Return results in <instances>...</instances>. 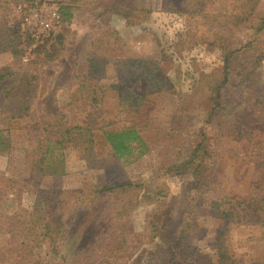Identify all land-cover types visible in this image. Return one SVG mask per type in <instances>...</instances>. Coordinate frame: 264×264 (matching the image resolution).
Wrapping results in <instances>:
<instances>
[{
	"label": "rangeland",
	"instance_id": "rangeland-1",
	"mask_svg": "<svg viewBox=\"0 0 264 264\" xmlns=\"http://www.w3.org/2000/svg\"><path fill=\"white\" fill-rule=\"evenodd\" d=\"M61 3L73 7L74 19L68 25L55 17ZM237 15L243 20L233 27L229 19ZM0 29L13 36V48L0 54V72L7 75L3 84L7 87L0 86V129L7 100L29 106L30 115L12 129L11 149L6 151L8 155L0 156V213L16 216L18 227L26 225L24 233L0 231V264H32L46 254L50 256L51 241L43 239L42 228L60 218L65 230L54 240L69 264H166L161 259L168 248L162 232L156 229L157 218L177 214L193 203L194 195L201 197L191 174L167 173L168 162L187 155L173 151L172 141L195 142L191 136L196 115L210 109V99L217 93L211 76L221 67L226 48L255 42V59L264 53V0H0ZM57 35L65 37L64 50ZM117 40L129 47L134 58L164 61L176 92L150 95L145 83L136 80L124 86L108 66L99 80L108 87L104 107L87 106L77 91L87 52L95 41ZM252 74L254 83L263 85L264 63ZM35 88L37 96L32 101ZM122 92L145 96L152 104L144 114L125 113L119 106ZM61 117L69 126L87 123L93 127L97 158H107V168L88 169L82 143L63 138L65 122ZM132 127L150 153L140 158L143 150L135 151L131 164L108 158L112 152L103 131ZM210 129L215 154L211 177L218 184L208 196L201 197L204 201L198 198L194 204L195 210L200 209L196 211L202 230L196 264H261L264 215L235 209L241 220L232 222L235 225L227 239V247L235 255L233 263L216 246L222 222L204 216L210 217L205 210L210 200L228 196L243 201L253 193V186L264 180V127L249 139L227 137L216 126ZM42 141L50 143L55 154L63 155L65 163L52 164L44 174L36 175L33 152ZM257 143L262 145L261 158ZM118 182L143 185L147 191L122 189L117 205L134 203L121 221L124 236L132 241L125 250L101 260L97 253L88 252L93 244L88 243L83 230L87 206L73 207L67 213L55 208L48 215L45 193L48 189L84 190ZM146 192L156 201L143 203ZM111 234L118 237L116 232ZM168 254V264H175L171 263L175 253Z\"/></svg>",
	"mask_w": 264,
	"mask_h": 264
},
{
	"label": "trees",
	"instance_id": "trees-1",
	"mask_svg": "<svg viewBox=\"0 0 264 264\" xmlns=\"http://www.w3.org/2000/svg\"><path fill=\"white\" fill-rule=\"evenodd\" d=\"M58 14L60 23L63 25L70 24L74 19L73 7L65 3L59 4ZM243 18L240 15L233 16L229 19L231 25L237 26ZM229 24V23H227ZM224 36V34H223ZM13 36L8 35L0 29V54L6 53L13 48ZM57 42L61 50L65 49V37L63 35L56 36ZM223 37L222 42H224ZM42 47L38 48L40 52ZM255 42L249 43L241 48H226L222 59L221 67L211 76L212 81L217 85V93L210 99V109L204 114L202 111L197 113V124L192 129V136L196 140L191 145L181 140H174L171 149L177 150L182 156L184 152L187 155L177 162L167 163V173L174 175L178 173H189L196 179L197 188L201 191V197L208 196L213 191L218 181L211 177L212 165L215 163V154L210 145V126H216L227 137H237L240 139H249L259 133L261 127H264V84L257 85L252 79V71L256 67H260L264 63V53L255 59L256 54ZM165 59V57H164ZM255 59V60H254ZM254 60V61H253ZM167 59L165 60V62ZM164 61L134 58L131 55L129 47L116 41L113 43H105L95 41L91 44L87 52L84 65L85 73L78 77L79 81V97L84 99L92 109H101L104 107L108 95V87L99 80L104 70L109 66L115 72L119 84L127 85L130 81H140L145 83L150 95L173 94L175 88L173 83L167 76V72L163 66ZM37 82V77L33 78ZM7 80V75L0 72V86H3ZM7 86H3V89ZM175 95V94H174ZM37 96V88L34 89L32 101ZM182 98V97H181ZM76 100H79L76 98ZM120 107L125 113L135 115L144 114L146 107L152 102L145 96L137 93H120ZM183 99L180 100L182 102ZM2 115L3 126L0 129V156L8 155L11 149V132L18 122L30 118L29 106L21 103H12L7 100L4 102ZM13 104V105H12ZM29 104V103H28ZM65 122V117H61ZM65 122L63 126V138L68 141H78L83 145L85 161L89 170L98 171L107 168V158H97L96 141L94 129L90 124H81L77 126H69ZM106 144L110 149V157L115 160H123L124 163L131 164L135 160L134 152L140 149V158L143 154H149L145 141L139 132L134 128H123L119 131H103ZM188 145L184 150V146ZM258 145V156L263 157L262 145ZM52 145L47 142H40L33 152V164L36 175L38 172L44 174L46 168H50L52 164L60 162L63 166L65 161L63 155L55 154L52 151ZM8 151V153H6ZM139 158V159H140ZM138 159V160H139ZM137 160V159H136ZM263 161V160H261ZM263 167L264 164L262 163ZM63 170V168H61ZM53 177V176H52ZM38 179V176H37ZM42 177L39 178L41 180ZM264 179V178H263ZM253 193L245 200L238 198L224 197L210 200L205 206L210 219H216L222 222L220 227V235L216 239V246L220 253L233 263L234 254L230 253L227 247V239L229 240L232 230L233 221L241 220L240 215L235 213V209L244 208L250 212L264 215V180L258 185H254ZM122 189H137L142 192L147 191L143 185H135L133 183H110L107 185H98L89 187L88 189H72L71 191H48L45 193L48 203L47 213L50 215L55 208L61 212L71 210L73 207L85 205L88 208L84 232L89 238L88 243L93 244V249L88 252L97 253L99 259L111 258L115 252L125 250L129 240L124 236V226L121 223L126 219L133 204L119 206V194ZM199 196L192 198L193 203L189 207L180 208L178 213L174 215H160L156 220V229L162 232L166 244L167 251L175 253L171 263L175 264H196L198 253L200 251L199 243H201V224L197 211L194 209ZM142 202L152 200L156 201L147 192L143 195ZM202 201L205 199L201 198ZM207 215V216H208ZM16 216H10L0 213V231L24 233L26 225L18 227L14 224ZM57 219L56 223L48 221L45 228H42L43 239H50L51 255L46 254L42 261H35L32 264H69L68 258L62 254L56 245L55 237L59 235L61 230H65L63 221ZM121 223V224H120ZM200 224V225H199ZM55 225L57 229H54ZM24 226V227H23ZM117 233L118 237H113L111 233ZM111 234V235H110ZM229 236V237H228ZM106 241V243L104 242ZM154 242V238H152ZM52 257V260L47 259ZM166 257L161 259L162 263L168 264ZM54 258V259H53ZM168 259H171L168 258ZM233 264H237L235 261ZM261 264H264V252L262 253Z\"/></svg>",
	"mask_w": 264,
	"mask_h": 264
},
{
	"label": "built area",
	"instance_id": "built-area-1",
	"mask_svg": "<svg viewBox=\"0 0 264 264\" xmlns=\"http://www.w3.org/2000/svg\"><path fill=\"white\" fill-rule=\"evenodd\" d=\"M55 17H56V20H60V16L58 13L55 15ZM47 28H48L49 32H52V31H50V26H47Z\"/></svg>",
	"mask_w": 264,
	"mask_h": 264
}]
</instances>
